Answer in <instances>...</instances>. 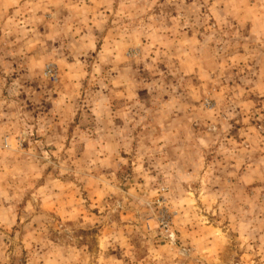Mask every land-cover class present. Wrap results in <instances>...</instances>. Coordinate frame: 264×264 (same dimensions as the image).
Instances as JSON below:
<instances>
[{
  "label": "clouds",
  "instance_id": "1",
  "mask_svg": "<svg viewBox=\"0 0 264 264\" xmlns=\"http://www.w3.org/2000/svg\"><path fill=\"white\" fill-rule=\"evenodd\" d=\"M0 264H264V0H0Z\"/></svg>",
  "mask_w": 264,
  "mask_h": 264
}]
</instances>
